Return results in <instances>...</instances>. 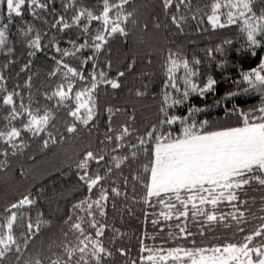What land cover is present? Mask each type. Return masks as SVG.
I'll list each match as a JSON object with an SVG mask.
<instances>
[{
  "label": "snow or ice",
  "instance_id": "snow-or-ice-1",
  "mask_svg": "<svg viewBox=\"0 0 264 264\" xmlns=\"http://www.w3.org/2000/svg\"><path fill=\"white\" fill-rule=\"evenodd\" d=\"M54 4L0 0V264H264V0H61L68 18ZM203 33L220 43L190 52ZM154 57L158 89L129 80ZM250 95L258 103L237 105ZM53 150L76 183L48 195L25 182ZM125 217L140 221L131 235Z\"/></svg>",
  "mask_w": 264,
  "mask_h": 264
},
{
  "label": "trees",
  "instance_id": "trees-1",
  "mask_svg": "<svg viewBox=\"0 0 264 264\" xmlns=\"http://www.w3.org/2000/svg\"><path fill=\"white\" fill-rule=\"evenodd\" d=\"M71 2V0H69ZM97 0H85V3L95 4ZM203 2H208V0H202ZM54 6L57 9V14H65L66 18H68L71 14V9H68L65 11L61 8V0H55ZM51 7V6H50ZM37 13L43 17V19H47L51 22H54L53 15L49 10H40L37 9ZM25 20L31 21L34 25H36L37 28H43L45 31H48L49 26L43 24V20H36L34 19L30 14L25 11ZM195 24V21L192 22ZM205 23H207L205 18ZM237 31V26L232 25L229 26V30L227 32V35L229 36H235ZM12 32H15V27H12ZM51 34V33H50ZM194 38V37H193ZM10 39L14 43V47L16 48L17 57H18V64H22L26 62L28 59L27 57V51H26V45L20 43L16 37H10ZM220 43V39L218 36H213L210 33H203L200 35V41L199 45H192L191 43L187 44V47L189 51L194 47H204V46H212L213 44ZM235 43V41H234ZM61 46H65L62 42ZM117 45H114V48ZM198 56H203L202 52H197ZM34 60V66L33 71L40 73V80L37 81V85H40V82L43 80L44 72L43 68L46 66L48 62V57L45 55L44 52H38L35 57H32ZM3 60V55L0 54V61ZM258 63V61H257ZM255 63L251 65V67H254ZM137 75L135 79L133 80L132 77H129L130 81H133L136 84H139L141 82H148L149 78L151 77L153 83L150 84L151 89H158V86L160 84L162 74L160 71V58L154 57L153 63L148 64L147 61H142L137 64L136 69ZM143 74V75H141ZM179 74V73H178ZM218 75V74H217ZM36 77H34V80ZM11 83V82H10ZM230 86V82L228 84L221 82L217 86V92L216 97H219L223 95L224 91L228 89ZM35 91V89H34ZM213 101V96L210 94L205 100H202L199 96H193L192 97V103H195L199 107H203L205 103L211 104ZM236 103L240 107L247 108L248 106L252 104L258 103V96L256 95H250V96H241L236 98ZM227 107H231V104L225 105ZM184 109H181V112H184ZM223 117V106L220 108H216L215 110L207 113V115H201V119L204 118H213V117ZM25 163V166L27 167L30 165V161L24 160L22 161ZM19 163V162H18ZM40 166H41V172L43 173L40 176L37 177H29L28 180L25 182L27 184H32L39 186L41 183H44L47 185L48 189L50 190L47 194L52 195L51 189H56L57 192L65 191L67 193L68 189H71L72 186L76 183V177L74 175V169H69L67 165V161H65L58 153L57 151L53 150L49 152L47 155L41 154L40 156ZM0 190H3V186L0 185ZM83 192V189L81 190ZM79 196L80 193H72L67 194L66 200L61 199L59 201L60 207L62 210H67V208L70 207V204L74 202L72 199L73 196ZM45 212H48V209H45ZM63 215V211L61 213H49V216L52 219V224L49 229H47L44 233V236L41 237V240L48 241L51 239H55V237L58 235L59 229L62 227V224L60 222V217ZM139 215V213H138ZM140 227V221H138L136 218H129L125 217L124 222V229L129 232L131 235L135 229ZM149 227H151L149 225ZM39 243V241L37 242ZM131 243L135 244V238L133 237Z\"/></svg>",
  "mask_w": 264,
  "mask_h": 264
}]
</instances>
